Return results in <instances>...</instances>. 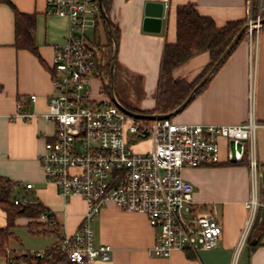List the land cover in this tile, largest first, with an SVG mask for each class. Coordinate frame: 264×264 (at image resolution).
<instances>
[{"label": "crops", "instance_id": "obj_1", "mask_svg": "<svg viewBox=\"0 0 264 264\" xmlns=\"http://www.w3.org/2000/svg\"><path fill=\"white\" fill-rule=\"evenodd\" d=\"M10 1L19 12L35 15L34 37L39 55L15 46V13L8 4L0 3V175L17 183L16 194L47 208L61 236H71L77 233L84 218L86 202L80 196L63 197L57 186L47 181L40 161L46 139L55 132L54 123L43 115L54 92L52 67L56 47L66 42L70 20L49 15L47 0ZM148 3L164 5L161 18L147 15ZM185 4H194L218 26L229 21H249L250 0H111L109 17L119 43L117 96L129 109L156 111L164 48L177 40V7ZM97 17H92L97 33L92 39L94 46L108 45V35L98 25ZM209 62V53H201L177 68L174 77L193 81ZM105 73L100 71L96 78L99 80L96 93L92 88L95 99L110 97L105 88ZM137 89L141 94L136 93ZM127 90L132 94L127 95ZM30 112L37 116L31 120L18 116ZM250 118L258 124L255 147L260 170L264 167V29L245 35L210 82L175 116L179 122L218 125L242 124ZM220 144L219 164L187 167L182 171L194 185L195 201L214 206L223 227L217 247L177 250L170 257L156 256L151 249L157 243V232L148 217L108 203L92 221V227L96 244L112 247V259L89 264H264V234L259 243L256 237L242 243L249 215L245 203L252 192L250 161L231 162L229 141L221 139ZM27 183L33 187L27 189ZM258 196L263 221L261 186ZM20 221L28 223L24 217L18 218L17 223ZM6 225V213L0 209V227ZM58 240L57 235L56 243Z\"/></svg>", "mask_w": 264, "mask_h": 264}, {"label": "built area", "instance_id": "obj_2", "mask_svg": "<svg viewBox=\"0 0 264 264\" xmlns=\"http://www.w3.org/2000/svg\"><path fill=\"white\" fill-rule=\"evenodd\" d=\"M249 7V23L263 18V0H250ZM99 12L97 2L92 0H47V13L68 18L70 28L66 42L56 47L53 60L54 92L43 116L54 123L55 132L46 139L40 161L47 181L53 182L63 197L80 196L86 202L77 233L64 235L60 249L76 264L110 261L112 247L96 244L92 227V221L108 203L148 217L157 232V243L151 249L156 256L170 257L177 250L217 247L223 227L214 206L195 201L194 185L182 171L219 164L221 139L244 142L250 161L252 192L245 203L249 215L242 234L244 243L261 205L255 147L258 124L253 118L234 125L137 118L110 97L95 99L92 88L94 78L100 74V55L84 29L88 15L92 19ZM259 29L258 26L255 30ZM18 116L31 120L37 114ZM148 138V150L135 149L136 143ZM25 187L31 189L33 184L27 183ZM27 202L26 196L15 199L17 205ZM41 219L57 225L48 213H43Z\"/></svg>", "mask_w": 264, "mask_h": 264}, {"label": "trees", "instance_id": "obj_3", "mask_svg": "<svg viewBox=\"0 0 264 264\" xmlns=\"http://www.w3.org/2000/svg\"><path fill=\"white\" fill-rule=\"evenodd\" d=\"M0 3L8 4L15 13V46L19 49H26L39 55L34 37L36 25L35 15L19 12L10 0H0ZM103 4L109 15L111 0H103ZM254 16L255 18L257 16L255 11ZM262 16L264 17V12ZM97 19L98 25L103 26L106 30L109 41L107 46L110 47L112 55L113 42L100 12ZM246 23L247 20H236L229 21L224 26H218L212 17L201 14L194 4L178 6L177 40L175 43L166 44L164 48L156 111L168 114L176 110L212 69L214 64ZM263 29L264 25L261 27V30ZM115 33L116 37H118L116 29ZM98 47H100V45H98ZM205 52L209 53L210 62L197 79L187 81L177 80L174 77V71L177 68L181 67L195 56ZM104 59L105 54L101 52L99 70H105L106 73L110 75L112 57L110 56L108 64ZM106 90L110 94V86H106ZM156 111L139 112L153 114ZM247 161L248 158L245 154L243 160L239 163H247ZM16 186L17 183L0 175V209L6 213L7 219V225L5 227H0V259H5V261L0 262V264H76L71 262L68 259L67 253L62 251L59 247L63 236L60 235L58 225L52 224L50 220L45 221L41 219L43 213H48L50 217L54 216L49 213L47 208L41 203L29 201L25 204H15V199L17 198L15 191ZM259 214L258 211L249 235L250 238L256 237L258 243L259 239H261L264 234V222L260 220ZM20 217L28 219L26 226L31 232L36 234H57L59 237L58 242L51 248L45 250L42 254L38 253L33 255L31 253H19L16 251H12V253L9 254L10 241L12 238H16L13 228L17 226V220ZM258 243L254 244L253 247H256Z\"/></svg>", "mask_w": 264, "mask_h": 264}, {"label": "water", "instance_id": "obj_4", "mask_svg": "<svg viewBox=\"0 0 264 264\" xmlns=\"http://www.w3.org/2000/svg\"><path fill=\"white\" fill-rule=\"evenodd\" d=\"M92 2H97L99 11L102 15V18L108 28L109 34L111 36L113 42V54L110 65V98L111 100L119 106L122 110L127 112L128 114L135 116L137 118H149V119H164V118H173L174 116L181 113L192 101V99L196 96V94L206 85L216 72L220 69L222 64L227 60L230 54L234 51L240 40L249 33L250 30H255L258 26L261 28L264 25V17L258 21H254L253 23L247 22L238 35L234 38V40L229 44L226 50L223 52L218 61L214 64L212 69L205 75V77L200 81V83L194 88L191 94L186 98V100L173 112L168 114L163 113H153L146 114L138 111H133L129 109L126 105H124L118 98L116 92V72H117V62H118V48L119 43L116 37L115 28L111 23L110 17L104 7L103 0H92ZM147 15L161 18L164 12V5L160 3H148L147 4ZM230 146V161L233 163L241 162L245 156L246 146L245 143L236 139H232L229 141ZM259 182L261 186V190L264 193V167L259 170ZM261 219L264 221V206L261 210Z\"/></svg>", "mask_w": 264, "mask_h": 264}, {"label": "rangeland", "instance_id": "obj_5", "mask_svg": "<svg viewBox=\"0 0 264 264\" xmlns=\"http://www.w3.org/2000/svg\"><path fill=\"white\" fill-rule=\"evenodd\" d=\"M87 21H88L87 26L84 29V32L88 38L94 39L97 33L95 29V23L92 21L91 15H88ZM96 50H97L98 55H100L101 52L105 53L106 57L104 61L108 64L110 56L112 57L110 47L102 43L100 47L97 46ZM103 75H104L105 85L110 86V75L108 73H105ZM96 78L97 77H95L94 87H93L95 93L97 91L96 86L99 83V80ZM119 90L120 88L116 86V92ZM135 91L136 93L141 94V90L137 89ZM126 92H127V95L132 94V91L127 90ZM173 119L179 122L178 120L175 119V116L173 117ZM150 143H151V138H148V140H145V141H140L139 143H136L135 149L138 151L144 150L150 147ZM16 197L21 198L22 195L18 193L16 194ZM13 231L16 235V238H12L10 241V245H9L10 249L8 250L9 254H11L12 251H16L19 253H31L35 255V254H38V252H42V251L44 252L45 250L51 248L57 241V235L53 233H40V234L33 233L28 229L26 224H23V222L21 221L20 223L19 222L17 223V226L13 228ZM3 261H5V259L1 258L0 262H3Z\"/></svg>", "mask_w": 264, "mask_h": 264}]
</instances>
